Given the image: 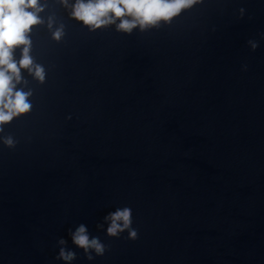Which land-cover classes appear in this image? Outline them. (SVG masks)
I'll return each mask as SVG.
<instances>
[{
  "label": "clouds",
  "instance_id": "9594fccd",
  "mask_svg": "<svg viewBox=\"0 0 264 264\" xmlns=\"http://www.w3.org/2000/svg\"><path fill=\"white\" fill-rule=\"evenodd\" d=\"M65 7L70 8V16L81 22L90 31H96L115 24L116 30L121 33L131 34L137 27L140 31L159 27L162 23L171 22L181 12L194 5L197 0H59ZM44 6L40 0H0V133L4 132V125L14 118L30 113L32 103L29 99L33 95L32 90L25 92L17 89V84L25 83L21 70L27 72L39 83L46 80L45 67L36 63L31 55L32 40L30 34L34 27L44 23L39 13ZM243 13V9L240 10ZM117 21H119L117 23ZM55 20L49 17L47 27L51 31L52 39L60 42L64 35V25L53 27ZM256 47L255 44L252 45ZM20 50V58L14 56L15 51ZM3 143L14 148L16 141L11 135L3 137ZM131 210L124 208L112 213L109 217L111 225L107 229L110 236H117L119 232L130 229ZM118 222H122V225ZM129 238L135 240L137 231H129ZM73 242L82 248L89 260L96 256L104 255L106 246L97 238L89 239L86 228L81 225L73 234ZM64 243L63 240L60 241ZM75 253L61 248L59 258L70 261Z\"/></svg>",
  "mask_w": 264,
  "mask_h": 264
}]
</instances>
